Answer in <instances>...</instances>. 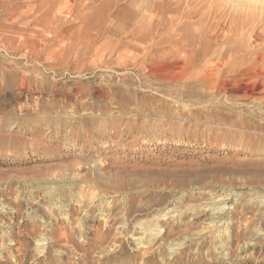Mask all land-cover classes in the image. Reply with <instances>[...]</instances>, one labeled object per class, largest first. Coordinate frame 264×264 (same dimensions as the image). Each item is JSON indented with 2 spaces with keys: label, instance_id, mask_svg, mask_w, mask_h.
Here are the masks:
<instances>
[{
  "label": "rangeland",
  "instance_id": "rangeland-1",
  "mask_svg": "<svg viewBox=\"0 0 264 264\" xmlns=\"http://www.w3.org/2000/svg\"><path fill=\"white\" fill-rule=\"evenodd\" d=\"M10 1L0 264H264V0H148L171 5L163 36L119 25L154 13L99 34ZM229 58L225 90L194 79Z\"/></svg>",
  "mask_w": 264,
  "mask_h": 264
},
{
  "label": "bare ground",
  "instance_id": "bare-ground-1",
  "mask_svg": "<svg viewBox=\"0 0 264 264\" xmlns=\"http://www.w3.org/2000/svg\"><path fill=\"white\" fill-rule=\"evenodd\" d=\"M120 1L122 0H34L35 3L34 6L28 8L33 13L32 18H34L36 21L47 22L49 20V17L53 16L55 18V16L57 15H64L67 18H71L74 22H77L81 26L85 27L86 28L85 30H90V31L92 30L95 33H99V34L100 32H104V33L109 32L110 31L109 27L116 25L115 18L117 16L119 17V15L122 14V17H125L127 15V17H130L133 20H135L140 13L142 14V12L143 14L151 13L152 15L154 13V16L152 18L153 20L151 19L148 20L150 22L147 23L148 24L147 28L145 26H144L145 28L144 30L140 29L139 27L135 28L133 26L127 28L126 26L124 27L122 21L119 23V25L122 27L120 28L122 29L123 34L125 33L138 34L142 32L149 36H163L165 34L177 31V29L175 28L176 20L171 15L172 8L169 2L167 3L166 6H164L161 3H158L156 5L152 4L150 1L147 0L146 2L138 6V8L133 11V13L131 12L130 14L127 12L126 7H122V6L120 7V5L118 7ZM10 2L11 5L14 7L13 9L10 10V16L19 14V12H17L18 8L16 7V3H19L18 0H11ZM97 2H99V7L92 16H89L87 12L92 8L91 6L95 5ZM144 19L147 20L146 18ZM145 23L146 21L144 22V24ZM210 39H212V37H210ZM189 52L190 51L188 50L185 52L186 61L188 63L189 62L191 63L193 57L191 58ZM198 59L202 60V54H199ZM235 63L236 62L232 63V59L230 58L225 60L223 59L222 61H219L214 67H212L211 72L209 73L206 71L197 72L194 79L198 83L210 89L225 90L228 86V83L231 81L232 77L223 78V75L220 70H222L223 68L229 65H234ZM170 79L179 80L180 77L178 75H175ZM257 88L259 89L260 85H257ZM253 93L254 92L252 90L246 92L247 95H253Z\"/></svg>",
  "mask_w": 264,
  "mask_h": 264
}]
</instances>
